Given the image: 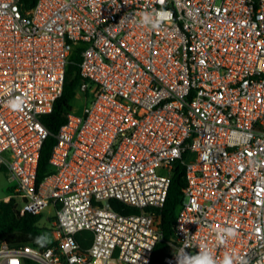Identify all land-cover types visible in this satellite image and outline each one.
Returning a JSON list of instances; mask_svg holds the SVG:
<instances>
[{"label": "built area", "instance_id": "obj_1", "mask_svg": "<svg viewBox=\"0 0 264 264\" xmlns=\"http://www.w3.org/2000/svg\"><path fill=\"white\" fill-rule=\"evenodd\" d=\"M157 11L158 27L140 22ZM77 52L83 111L37 183L41 117ZM176 163L186 187L162 264L205 251L264 264V0H0L6 199L53 208L56 227L43 249L1 240L0 264H150Z\"/></svg>", "mask_w": 264, "mask_h": 264}, {"label": "trees", "instance_id": "obj_2", "mask_svg": "<svg viewBox=\"0 0 264 264\" xmlns=\"http://www.w3.org/2000/svg\"><path fill=\"white\" fill-rule=\"evenodd\" d=\"M27 8H30L36 0H22ZM80 61L77 52L72 62L69 64L64 89L61 97L56 101L51 113L43 115L41 122L48 130L49 136L44 142L41 150L39 165L37 170V183L52 172L50 157L53 147L56 144L55 135L60 127L65 123L68 112L73 111V102L77 97V90L81 81L78 63ZM0 171H4L0 167ZM186 187L185 170L180 163H176L169 187L166 202L160 211V231L161 240L154 248L150 264H162L166 255L169 243L174 240V226L179 207L184 199V189ZM42 213H32L26 211L20 213L19 206L14 199H4L0 201V241L4 240L11 247H22L26 245L43 249L53 244L50 232L52 230L41 227L40 221ZM55 217L52 218L54 220ZM44 236L47 243L41 246L35 242L37 237ZM81 249H87L92 241V233L83 231L75 236ZM22 264H37L32 260L24 259Z\"/></svg>", "mask_w": 264, "mask_h": 264}, {"label": "clouds", "instance_id": "obj_3", "mask_svg": "<svg viewBox=\"0 0 264 264\" xmlns=\"http://www.w3.org/2000/svg\"><path fill=\"white\" fill-rule=\"evenodd\" d=\"M163 15L162 12L157 11L155 13L151 12H143L140 14L141 16V23L142 24H151L153 27H158L160 23V18ZM223 233L227 236H233L234 235V230L231 228H227L223 230ZM35 242L41 246H44L45 243H47V238L44 236L37 237ZM176 258H177V264H180L179 260V254L175 253ZM233 259L234 257L226 255L222 264H233ZM237 261H241L242 258L240 257H235ZM184 264H217V262L213 259V257L208 253L207 251L205 252H200L197 254L195 257L192 255L186 253L185 254V259H184ZM243 264H247L246 261H243ZM257 264H261V261H257Z\"/></svg>", "mask_w": 264, "mask_h": 264}, {"label": "rangeland", "instance_id": "obj_4", "mask_svg": "<svg viewBox=\"0 0 264 264\" xmlns=\"http://www.w3.org/2000/svg\"><path fill=\"white\" fill-rule=\"evenodd\" d=\"M83 105H84L83 98L77 95L76 99L73 102V107H74L75 112L78 114H81L83 111ZM8 186H9V183L7 181L5 172L0 171V201L7 198V194H8L7 187ZM42 214H43V218L40 221V226L52 230L50 234L52 237V242H54L56 239V236H55L56 227L54 226L55 219L52 220V218L55 217V212L53 208L48 207L47 209H45V211Z\"/></svg>", "mask_w": 264, "mask_h": 264}]
</instances>
